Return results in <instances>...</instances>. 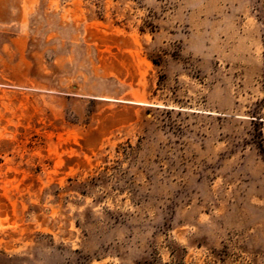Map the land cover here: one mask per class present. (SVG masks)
Segmentation results:
<instances>
[{"label":"rangeland","instance_id":"1","mask_svg":"<svg viewBox=\"0 0 264 264\" xmlns=\"http://www.w3.org/2000/svg\"><path fill=\"white\" fill-rule=\"evenodd\" d=\"M260 144L264 0H0V264H264Z\"/></svg>","mask_w":264,"mask_h":264},{"label":"trees","instance_id":"2","mask_svg":"<svg viewBox=\"0 0 264 264\" xmlns=\"http://www.w3.org/2000/svg\"><path fill=\"white\" fill-rule=\"evenodd\" d=\"M260 147H261V148H260V149H261V152L264 151V149H263L264 146H262V144H260ZM263 153H264V152H263Z\"/></svg>","mask_w":264,"mask_h":264}]
</instances>
